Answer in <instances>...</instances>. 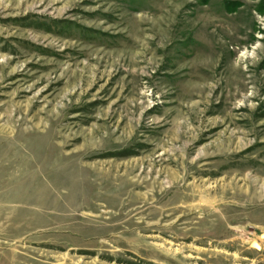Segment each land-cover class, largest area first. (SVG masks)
I'll use <instances>...</instances> for the list:
<instances>
[{
    "label": "rangeland",
    "instance_id": "rangeland-1",
    "mask_svg": "<svg viewBox=\"0 0 264 264\" xmlns=\"http://www.w3.org/2000/svg\"><path fill=\"white\" fill-rule=\"evenodd\" d=\"M0 264H264V0H0Z\"/></svg>",
    "mask_w": 264,
    "mask_h": 264
}]
</instances>
